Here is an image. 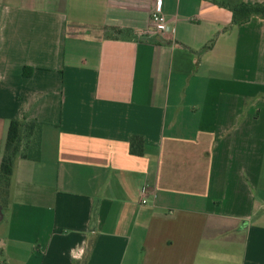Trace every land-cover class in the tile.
<instances>
[{"label":"crops","instance_id":"crops-1","mask_svg":"<svg viewBox=\"0 0 264 264\" xmlns=\"http://www.w3.org/2000/svg\"><path fill=\"white\" fill-rule=\"evenodd\" d=\"M156 1L0 0V163L42 125L6 264H264V18L231 11L264 0H162V34Z\"/></svg>","mask_w":264,"mask_h":264},{"label":"trees","instance_id":"trees-1","mask_svg":"<svg viewBox=\"0 0 264 264\" xmlns=\"http://www.w3.org/2000/svg\"><path fill=\"white\" fill-rule=\"evenodd\" d=\"M233 23L236 25L248 22L252 17L264 18V4H241L231 7ZM42 125L23 121H12L9 126L0 163V198L9 196L15 162L19 159L39 161L41 158ZM144 140L133 136L130 141V153L144 155ZM0 264H6L0 259ZM80 264V263H79ZM84 264V263H82Z\"/></svg>","mask_w":264,"mask_h":264},{"label":"built area","instance_id":"built-area-1","mask_svg":"<svg viewBox=\"0 0 264 264\" xmlns=\"http://www.w3.org/2000/svg\"><path fill=\"white\" fill-rule=\"evenodd\" d=\"M152 21L156 33L162 34L168 28V20L162 11V0H157L154 6Z\"/></svg>","mask_w":264,"mask_h":264},{"label":"rangeland","instance_id":"rangeland-1","mask_svg":"<svg viewBox=\"0 0 264 264\" xmlns=\"http://www.w3.org/2000/svg\"><path fill=\"white\" fill-rule=\"evenodd\" d=\"M0 208L2 209V207ZM3 225H6V222H4ZM8 254L14 257L12 259L13 261L11 264H23L26 261V259L29 258V255H30V253H5V259H6L7 264H10V262L8 261V257H7Z\"/></svg>","mask_w":264,"mask_h":264},{"label":"water","instance_id":"water-1","mask_svg":"<svg viewBox=\"0 0 264 264\" xmlns=\"http://www.w3.org/2000/svg\"><path fill=\"white\" fill-rule=\"evenodd\" d=\"M1 210H2V209L0 208V215L2 216V211H1ZM1 216H0V217H1Z\"/></svg>","mask_w":264,"mask_h":264}]
</instances>
